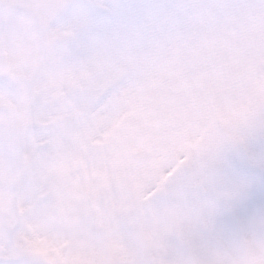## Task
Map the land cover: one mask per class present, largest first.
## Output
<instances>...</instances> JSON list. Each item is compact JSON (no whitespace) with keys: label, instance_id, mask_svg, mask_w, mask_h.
<instances>
[{"label":"snow or ice","instance_id":"6c2138e0","mask_svg":"<svg viewBox=\"0 0 264 264\" xmlns=\"http://www.w3.org/2000/svg\"><path fill=\"white\" fill-rule=\"evenodd\" d=\"M0 264H264V0H0Z\"/></svg>","mask_w":264,"mask_h":264}]
</instances>
